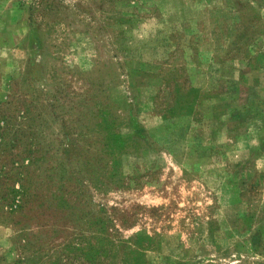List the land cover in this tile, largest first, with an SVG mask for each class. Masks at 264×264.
<instances>
[{
    "label": "rangeland",
    "instance_id": "374dc122",
    "mask_svg": "<svg viewBox=\"0 0 264 264\" xmlns=\"http://www.w3.org/2000/svg\"><path fill=\"white\" fill-rule=\"evenodd\" d=\"M1 119L0 264H264V0H0Z\"/></svg>",
    "mask_w": 264,
    "mask_h": 264
},
{
    "label": "trees",
    "instance_id": "16d2710c",
    "mask_svg": "<svg viewBox=\"0 0 264 264\" xmlns=\"http://www.w3.org/2000/svg\"><path fill=\"white\" fill-rule=\"evenodd\" d=\"M0 121H2V119ZM3 125H4V121H3ZM0 127H2V125ZM1 138L3 140H5V139L9 140L12 143L16 142L15 139L12 140V138L9 136L8 137H1ZM28 145H29V147H28L27 151L29 153H33V154L38 153V148H37V146L34 145L33 141H30L28 143ZM0 147H2L0 149L1 150L0 153L3 156L2 160L0 161L2 163V166L4 164V167H8V165L11 164L10 167L15 168L16 166L14 165V163L18 161L17 157H15V156H19V154L18 153H16V154L11 153L10 149H7L8 146L6 143H0ZM2 166H0V171H2L1 170ZM13 168H11V169H13ZM8 169H10V168H7V170ZM7 170H4L2 172V175L0 176V200H2L3 202H6V204L9 205L11 202H13L14 198H9L7 191H8V187L11 186L13 183L11 181L12 178H14V180H15V176H13V175L7 176V174H8ZM24 187H27V186H24ZM9 190H10V188H9ZM16 192L18 193L19 191H16ZM14 195H16V194H14ZM20 195L24 196L25 194H20Z\"/></svg>",
    "mask_w": 264,
    "mask_h": 264
}]
</instances>
